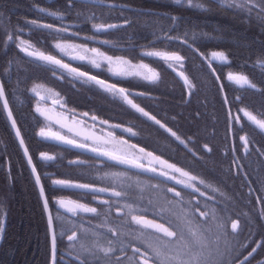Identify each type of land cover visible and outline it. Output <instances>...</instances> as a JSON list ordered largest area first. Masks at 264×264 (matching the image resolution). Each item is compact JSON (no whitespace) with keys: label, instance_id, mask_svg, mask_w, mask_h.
Segmentation results:
<instances>
[{"label":"flooded vegetation","instance_id":"flooded-vegetation-1","mask_svg":"<svg viewBox=\"0 0 264 264\" xmlns=\"http://www.w3.org/2000/svg\"><path fill=\"white\" fill-rule=\"evenodd\" d=\"M43 3L55 11L56 15H41L32 9H14L12 12L18 17L12 21L7 17L1 19L0 41L6 39L3 50L11 52V55L5 68L0 69V77L6 90L4 80L13 75L21 67L22 62L29 64L31 66L29 68H32L30 79L28 81L24 79L20 83L18 104L27 115L29 122L32 117L37 121L36 138H32L31 141L37 142L41 145L40 147L35 148L32 144L31 148L22 132L29 153L37 152L39 158L41 153H48L55 157L51 161H43L44 167L37 169L54 219L56 264H158V258L165 255V251H160L159 245L156 246L161 233L144 223L145 220L140 219L139 215L164 221L165 224V220L176 222L178 212L162 211L160 202L152 197L153 191L159 192L161 180L166 181L160 175L162 170L165 173L180 176L184 182L198 184L193 180L192 165L178 162L187 169L179 172L171 166H164L160 156L178 166L171 157L173 151L181 153L185 150L190 152V156L185 161L193 160L192 163H196L193 156L198 158V154L196 152L194 155L192 152L194 147L199 149L201 140L195 137L198 129L193 126L195 123L193 121L202 119L204 112L208 111L203 109L206 106L198 97L200 87L208 85L202 80L203 71L207 68L215 69L216 74L211 72L210 78L220 90V85L227 83L224 79L223 65L213 63L207 57L209 50L213 48L211 41L192 38L186 27L183 29L176 23V18L184 19L188 16L180 10L181 8L173 13L174 20L170 27L176 30L174 34L168 35L171 37V42L166 44L153 41L154 38L162 35L160 31L134 34V31L142 30L144 14L146 15L143 6L131 5L121 0H101V2L72 0L71 4L69 0H43ZM112 3L120 5L113 6ZM94 4H100V6ZM161 9L153 8V18L162 27L164 21H158L162 19V14H157L162 12ZM109 22H116L118 27L101 31H96L93 27V25ZM42 25L52 27H40ZM63 28H68L69 31H56ZM8 36H12L13 39L9 41ZM86 37H92V39H86ZM106 39L112 44L127 48L129 50L125 53L127 59L134 60L135 56L139 55L138 60H145L144 64L159 73V80L153 83L144 81L139 76H114L109 72V66L105 62L100 69H96L87 61L73 60L71 56L77 53L64 54L60 51L54 53L87 72L99 75L117 84L118 87L126 88L130 98L154 116L155 121L144 117L121 99L114 98L94 84L74 80L66 71L59 70L54 65L43 62L40 64L28 59L17 47L20 40H27L35 46L46 49L55 48L56 43L66 42L82 44L88 48L96 47L103 52L99 46L104 45L102 42ZM142 49L146 52L157 49L169 53L179 52L184 60L181 65V63L166 61L159 57L143 56L140 55ZM79 54L91 55V53ZM14 58L17 62L15 69L11 68ZM176 70L185 74L187 82L178 77ZM33 89H36L40 95H37ZM41 96L44 98L41 99ZM15 97L16 94L13 92V99ZM205 99L213 102V98L209 95ZM38 106L42 111H47L52 119H46L40 112L35 113L34 108L36 110ZM83 113H88V116H84ZM64 116H67V121H63ZM93 116L97 119L93 120ZM73 117L83 121L84 130L98 136V139L85 141L82 137L68 133L67 129H62L56 123L57 120H62L71 124ZM17 121L20 127V122L18 119ZM105 121L107 123H104ZM42 125L76 138L82 142V147L77 149L38 138L36 131ZM13 140L24 157L15 136H0V156L8 155L7 149H10L9 144ZM134 144L152 150L159 157ZM173 144L175 146L170 148L169 146ZM129 157L136 158L140 163H152L157 173H145L117 161ZM54 177L94 183L106 187L107 190L101 192L90 188H71L63 185L57 187L51 183ZM165 187L168 188L169 194L173 195L171 196L173 200H175L174 196L181 197L180 188H184L183 185L176 186L172 181H166ZM2 194L1 186L0 227L3 228V233L0 235L2 238L0 258L4 259L8 254L4 245L7 241L6 236L8 227L10 229L13 209L11 206H5V202L1 199ZM38 197L44 214L39 194ZM58 197L73 198L83 206L64 211L56 206L55 199ZM168 203L171 204V201ZM47 247L43 264L52 262V248L49 252V246ZM171 250L172 248L169 252Z\"/></svg>","mask_w":264,"mask_h":264},{"label":"trees","instance_id":"trees-1","mask_svg":"<svg viewBox=\"0 0 264 264\" xmlns=\"http://www.w3.org/2000/svg\"><path fill=\"white\" fill-rule=\"evenodd\" d=\"M32 1L36 0H0L1 15L12 21L18 17L12 10L29 9ZM121 1H126L131 5L139 7H145L146 15L144 14L143 25L141 26L142 30L139 31L137 28L138 30L134 31V34H149L160 31L162 34L161 40L166 44L171 42L168 35L174 34V30H176L174 27H170L171 22L174 20L173 13L181 8L180 10L187 13L188 16L184 19L176 18V23L181 25L183 29L186 27L187 32L191 33L192 38L207 39L212 42L213 48H220L224 51L229 58L226 67L244 72L252 80L258 79L262 90L260 94L264 96V66L257 63V60L264 62V0H254L251 3L246 2V0H238L235 4L231 3V0H228V2H224V0H193V5L199 4L203 7L189 6L187 0H182L180 4L175 3L174 0ZM94 5L100 6V4ZM151 7L152 9L150 10ZM154 7L162 8V12L157 13L162 14V19H158V21H164L162 27L153 18ZM114 50L124 53L127 51V48ZM10 55L11 52L5 50L0 53V69L5 68L6 63L10 60ZM15 63L17 62L14 58L13 63H11V68H16ZM21 67L26 68L31 66L22 62ZM21 75L16 79L4 80L6 93L15 111V116L20 122V128L25 138L28 139L30 147L32 148L35 145V148H38L41 145L35 141H31L32 138H36L35 127L37 121L32 117V120L29 122L27 115L24 114L21 106L18 104L20 83L25 78L24 74L22 77ZM210 76L211 71L208 68L203 71L202 80L207 82L208 85L206 87H200L198 97L206 106H203V109L210 110L213 113V117L216 118L217 123L219 116H217L213 108H218L217 104L214 103L213 106L212 101L205 99L207 95L210 97L215 84ZM214 91L219 93L217 88H214ZM13 92L16 94L15 99H13ZM221 105L225 107L222 99ZM258 105L264 107V99L260 100ZM212 124L213 122L209 118V127L213 128L212 132L215 134L217 128ZM222 127H226L225 117ZM0 136H14L2 112L1 104ZM258 145L260 151L254 148L248 155H241V159L249 171V175L252 177L255 191L262 197L264 203V137L259 140ZM9 146L10 149H7L8 155L0 156V188L2 186L3 194L1 199L5 202V206H11L13 213H11L10 229L8 227L7 241L4 245L5 251L8 254L4 259L0 258V264H43L49 241L38 193L18 145L13 140ZM250 154L252 158L249 157ZM32 158L37 168L41 169L44 167L42 162L45 160L39 158L37 152L32 153ZM204 163L210 165L211 168H207L206 173L204 172L202 174L203 179L206 182L210 180L214 185L222 187V192L225 189V194L230 198V200H226L224 196L219 201L220 206L215 211V216L220 214L229 216L228 211H231V215H234L233 208L235 205H239L241 207L240 209L244 210L243 213L245 215H250L249 209L241 201L236 200L242 198L244 195H234L231 190L227 191L228 186L226 185V181H230L228 176L232 174L231 164L229 168H226L221 163L217 164L213 158H206ZM242 183L244 184V182ZM162 211L165 212L166 210ZM210 212H212L211 209ZM192 220L195 223L186 229L187 237L184 238L181 236L178 242L182 241L181 244L183 245L199 247L194 249L199 258L193 264H232L241 257L229 256V251L232 248L231 238L210 225L209 217L197 216V218ZM165 222L170 221L165 220ZM194 238L195 240H193ZM235 239L238 240V238ZM161 241L163 244L167 242L166 248L168 249L169 241L165 242L163 238ZM194 242H198L199 245L194 244ZM263 254L264 249L261 250V247H258L249 258L239 264H250ZM258 264H264V260Z\"/></svg>","mask_w":264,"mask_h":264},{"label":"rangeland","instance_id":"rangeland-1","mask_svg":"<svg viewBox=\"0 0 264 264\" xmlns=\"http://www.w3.org/2000/svg\"><path fill=\"white\" fill-rule=\"evenodd\" d=\"M2 18L3 17L0 11V30L2 29ZM5 41L6 39L0 41V53L3 52ZM36 49L39 51L42 50L41 48ZM108 56L117 57L114 55ZM129 61L132 65L143 64V62L141 61ZM31 70L32 68L29 67H20L8 79H16L18 76H20V74H22L21 77L24 74L25 81H28L32 75ZM252 97L253 106L255 109L254 111L257 117L259 119H264V108L258 107L260 100L264 99V96H262V94H252ZM213 108L217 116L224 115L223 110L215 107ZM204 113L205 114L202 119L198 118L196 121H193L195 122L193 126H196V128L198 129L195 137L201 140L199 149L194 147L197 150V157L201 158V156H203L206 152L217 154L220 158L223 159L220 162L221 165L229 168V157L232 151L239 152L247 149V146L252 145L251 139L254 136V132L248 126L249 121H244L242 123L240 122L241 128L238 131H234L232 134V138L235 140V148L233 150L224 148L217 142V138L226 140L225 135L221 134L220 136H217L211 132L209 127V118H211V122H214L215 119L208 112ZM187 118L191 119L189 118V116ZM227 129L231 130V127L228 126ZM169 147L173 148V145ZM188 156H190V152L183 150L181 153L173 151V155L171 157L180 161V163H188L189 165H192V170L194 171L193 180H195L199 184V193L195 195H183L182 198L174 196L175 200L180 201V204H178L177 201L171 198V196L173 195L169 194L168 188L159 183V192L153 191L152 197L156 201L160 202L162 210H171L172 212H178V216L181 215L183 217V219L178 221V223L176 224V231L182 233V236L184 238L187 237L186 229L193 226L195 223V221L192 219L197 218V216L209 217L210 225L217 228L220 232L227 234L231 238L232 248L229 251V256L239 255L241 257L236 261V263L244 262L246 260V257L249 256V253L252 252V249L256 247L257 244L263 245L264 247V231H262V229L264 228V203L262 201V197L258 195L257 192L255 194L248 193L247 189L242 185V180L240 179V182H238V177L231 174L230 176H228V178L233 183V185H229V183L226 181V185L228 186L227 191L231 190L234 195H244L242 198L236 200L241 201L246 206V208L249 209L250 215H245L243 213L244 210L240 209L241 207L239 205H233L235 208H233L234 215H231V211H228L229 216H225L223 214L215 216V211L218 209V206H220L219 201L223 199L224 196L226 200H230V198L227 194H225V189L222 192V187L214 185L212 182H210V180L209 182H206L203 179L202 174H204V172L206 173V169L211 168V166L204 163V161H202V164L192 163L193 160L185 161ZM239 169L242 170L241 167ZM240 185H242V187H240ZM168 199L171 201V204L168 203ZM56 201L60 202L56 204H63L69 210H75L79 207L74 201H71L69 199H62V197L57 198ZM210 209L212 210V212H210ZM242 215L243 217H241ZM151 227H154L156 229L160 227V231L163 232L168 231V228L165 225H158L156 222H152ZM235 238H238V240H236ZM169 239H167V241H169ZM193 240H195V238ZM239 241H241V243H239ZM181 243L182 241H176L174 244H172V250L174 251L175 256L180 257L184 264L190 263L195 259L196 256V252L193 249L199 247L183 244L180 245ZM194 244L199 245L198 242H194ZM158 245L160 251H164L166 249L167 242L163 244L161 243V240H158L156 241V246ZM150 256L152 257V255Z\"/></svg>","mask_w":264,"mask_h":264},{"label":"snow or ice","instance_id":"snow-or-ice-1","mask_svg":"<svg viewBox=\"0 0 264 264\" xmlns=\"http://www.w3.org/2000/svg\"><path fill=\"white\" fill-rule=\"evenodd\" d=\"M175 3L180 4L182 0H174ZM224 2H228V0H224ZM238 0H231V3L235 4L237 3ZM246 2H254V0H246ZM72 3V0H69V4ZM187 4L189 6H196V7H203L202 5H193V0H187ZM43 11V9H41ZM52 15H56L55 13H52ZM35 23V22H32ZM40 27H46V28H51V25H42ZM94 29L96 31H101L105 29L104 25H93ZM107 29H114L118 27L115 24H108ZM56 31H63V32H68V28H63V29H56ZM74 35H78L77 33H73ZM7 39L11 41L13 39L12 36H8ZM86 39H92V37H86ZM106 46H108L107 41H103ZM17 47L24 52L27 56L29 57H34L38 61H43L46 62L49 65H54L56 66L57 69L59 70H64L67 72V74L72 77L74 80H80L83 83L86 84H94L101 90L111 94L114 98H119L123 102H125L127 105H130L132 109H134L136 112L142 114L144 117H147L148 119L155 121V117L150 115L149 112L145 111L143 107H140L138 104H136L133 99L130 98L129 92L126 88L124 87H118L117 84L115 83H109L105 80L99 79L95 75H90L87 72L80 71L76 67H71L69 63L63 62L61 59L56 58L54 55H46L44 52L39 51L35 48V46L31 43H29L27 40H20ZM56 49H58L61 53L64 54H71V53H77L76 55H72L71 58L73 60H78V61H87L91 64L92 67L96 69H100L102 66V63L106 62L108 64V70L109 72L114 75V76H119V77H129V76H139L141 77L144 81L148 82H156L159 80V73H157L155 70L151 69L147 64H139V65H132L131 62L127 59H124L123 57H112L104 54L101 52L98 48L93 47V48H88L82 44H73V43H56L54 45ZM79 53H91V55H84V54H79ZM145 56L149 57H160L166 61H174L177 63H181L184 60V57L179 54V52H172V53H161L157 51H148L144 53ZM211 58L213 60L221 61V62H227L228 57L227 55L222 52V51H215L211 53ZM181 76H183V73H180ZM185 82H187V77H184ZM229 80H234L238 84H250V81L246 76L243 75H233L229 74L228 75ZM251 87H256L254 84L251 85ZM34 92H36L37 95H40V93L36 90L33 89ZM44 97L41 96V99ZM59 103V101H56ZM0 103L3 105V109L6 111L8 119L11 122V125L13 129H15L16 136L19 139V142L21 145L24 144V140L21 137L20 129L17 127V121L13 116L12 109L9 107V102L6 96L5 88L3 82H0ZM37 112H40L41 115L45 116L46 119H52L51 116L47 114V111H42L41 108L38 106L36 108ZM84 116H88V113H83ZM93 120H96L97 117L93 116ZM63 121H67V116L63 117ZM57 124L60 125L62 129H67V132L72 134L73 136H78L82 137L83 140H91L95 141L98 139V136H95L91 132L85 131L83 128L84 122L81 120H77L75 117H73V121L71 124L62 122V120H57ZM104 123H107L105 121ZM158 123V121H157ZM264 127V125H262ZM39 135L41 137H46V138H51L55 141H58L62 144L72 146L73 148L80 149L82 147V144L80 141L77 139L72 138V136L65 135L61 132H56V133H49L47 132L44 128H41L39 131ZM99 139H101L99 137ZM83 147H87V145H83ZM25 153L27 154V148L24 149ZM41 158L43 160H48L51 161L55 159L53 155H50L48 153H41ZM28 162L30 165H32V171L35 174V179L37 184H40V175L36 170L35 165L32 164L31 157L28 156ZM53 186L61 187L63 184V181L60 179H54L51 181ZM40 192L41 195L44 196L43 200V205L45 209L49 208L48 200L47 197L44 194V188L41 185L40 186ZM56 203H60L59 201H56ZM48 223L51 227L53 223V217L51 213L48 215ZM3 233V228L0 227V235ZM51 244H52V264H56L55 261V249H56V235H52L51 239ZM260 247L259 244L256 245L252 249V252L249 253V256L246 257L249 258L255 251L256 248Z\"/></svg>","mask_w":264,"mask_h":264},{"label":"water","instance_id":"water-1","mask_svg":"<svg viewBox=\"0 0 264 264\" xmlns=\"http://www.w3.org/2000/svg\"><path fill=\"white\" fill-rule=\"evenodd\" d=\"M231 74H233V75L238 74V75H239L240 73L231 72ZM99 79H100V78H99ZM0 82H1V81H0ZM1 104H2V103H1ZM2 107H3V105H2ZM9 107H10V105H9ZM3 110H4V109H3ZM4 113H5V115H6V118H7L8 122H9V125H10V127H11V129H12V132L14 133L15 137H16L17 140H18V143H19V146H20V148H21V151H22V153L24 154V158H25L26 163H27V165H28V168H29V170H30V172H31V174H32V176H33V178H34V181H35V183H36V186H37V189H38V192H39L40 198H41V200H42V205H43L44 196H42V195H41V192H40V186L42 185V182H41V180H40V184H37L36 179H35V174H34L33 171H32V165H30L29 162H28V156H30V154H29V152H28V149H27V154H26L25 151H24V149L27 148L26 145H25V143H24L23 145L20 144V142H19V139H20V138H18V137L16 136L15 129H13V127H12V125H11V122H10V120L8 119V116H7V113H6L5 110H4ZM17 127H18V126H17ZM21 137H22V135H21ZM30 157H31V156H30ZM31 160H32V158H31ZM32 164L34 165L33 161H32ZM137 168H138V169H141V170L148 171V169H147L144 165H142V164H140V163L137 165ZM68 182H69V185H73V186H79V187H80L81 185H83V183H80V182H77V181H68ZM43 207H44V205H43ZM62 208H63V209H66L65 207H62ZM44 212H45L46 219H47V224H48V229H49L50 238L52 239V235L54 234V227H53V223H52L51 227H50V225H49V223H48V215H49V213H51V212H50V208H48V209H45V208H44ZM157 224H158V225H163L162 223H159V222H157ZM158 230H160V227H158ZM51 264H52V262H51ZM253 264H254V263H253Z\"/></svg>","mask_w":264,"mask_h":264}]
</instances>
